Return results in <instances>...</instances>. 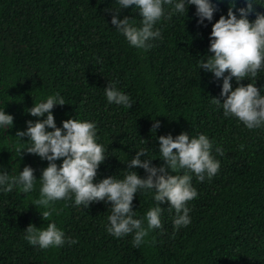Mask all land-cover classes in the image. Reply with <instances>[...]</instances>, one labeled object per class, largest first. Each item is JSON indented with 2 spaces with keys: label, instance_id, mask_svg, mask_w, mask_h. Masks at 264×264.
<instances>
[{
  "label": "trees",
  "instance_id": "obj_1",
  "mask_svg": "<svg viewBox=\"0 0 264 264\" xmlns=\"http://www.w3.org/2000/svg\"><path fill=\"white\" fill-rule=\"evenodd\" d=\"M251 2L250 22L255 13L264 14V0ZM233 3L220 0L212 21L202 23L195 5L170 19L171 6L166 5L165 18L154 25L161 35L144 50L131 46L111 24L120 9L117 0H0V109L13 116L11 128H0V173L18 176L30 166L36 179L26 194L19 187L11 192L0 188V264H264V125L249 130L237 118L226 117L222 105L212 102L223 103L222 78L198 67L207 59L203 56L211 55L212 24L227 17ZM244 7V0H235L233 11ZM124 17L141 26L135 6L120 9L118 18ZM250 82L245 78L238 84L233 78L231 84L234 90ZM252 82L264 95V68ZM108 83L130 97L132 108L107 101ZM57 93L65 100L52 110L57 127L74 118L96 124L106 159L94 183L112 176L123 179L128 170L146 178L144 169H128L127 163L146 149L141 160L162 166L160 136H208L221 166L203 182L189 173L198 193L187 205L191 222L176 229L175 210L165 202L160 205L162 228L133 247L134 233L117 238L107 231L111 202L84 208L74 198L57 200L52 217L44 221L40 213L48 209L35 201L48 161L20 153L31 142L16 132L26 131L27 121L45 119L47 114L34 117L28 109ZM156 121L160 126L152 131ZM217 147L224 150L222 156ZM153 196V190L140 189L132 201L134 218L142 219L145 228ZM50 222L64 232L65 244L47 249L30 245L27 226L46 228ZM68 239L77 243L70 245Z\"/></svg>",
  "mask_w": 264,
  "mask_h": 264
},
{
  "label": "clouds",
  "instance_id": "obj_2",
  "mask_svg": "<svg viewBox=\"0 0 264 264\" xmlns=\"http://www.w3.org/2000/svg\"><path fill=\"white\" fill-rule=\"evenodd\" d=\"M219 2L216 0V3ZM117 3L120 9L135 6L142 17L141 26H135L133 19L128 17L119 19L120 9L114 11L111 24L131 46L144 50L152 47L149 41L161 35L158 29L154 30V25L165 18L166 5L171 6L166 17L168 19L174 13L186 14L187 5H195L199 23L212 21L217 11L216 3L212 0H117ZM244 3L246 7L235 9L234 12V0L228 8L227 17L221 15L212 24L208 49L211 55L203 56L207 59L201 60L198 67L223 80L220 92L223 103L217 98H212V102L222 105L226 117L237 118L251 130L264 125V95L252 82L256 81L258 72L264 68V14L255 13V20L250 22L248 16L253 13L254 4L251 0H244ZM233 78L238 84L245 78L251 82L233 90ZM104 92L109 103L132 108L130 97L117 90L114 83H108ZM64 104L65 100L59 93L49 95L45 102L28 109L31 116L39 118L47 114L46 118L27 121L26 131L16 132V137L26 136L27 141L31 142L26 149L19 150L20 153L25 151L48 161L39 179L40 198L35 201V205L48 209L40 213L44 221L52 217V204L57 200L74 198L75 205H83L84 208L93 202H111L112 211L108 216L110 227L107 231L117 238L134 233L133 247H139L151 230L162 228L163 208L160 205L165 202L170 205V210H175L173 225L176 229L191 222L187 205L198 193L189 173H194L197 180L203 182L206 177L211 179L215 176L221 166L212 154L213 144L208 136L200 134L193 138L184 132L175 138L170 134L160 136L159 153L164 161L162 166H152V159L141 160V156L147 155L146 149L137 151L127 163L128 169H144L146 178L128 170L123 179H114L112 176L94 183L97 170L106 159L105 147L97 142V127L93 122L74 118L63 121L62 128L56 126L52 110L55 105ZM12 125L13 116L0 109V128L4 130L5 126L11 128ZM159 126L158 121L154 122L152 131ZM215 151L221 156L224 154L220 147ZM57 160H62L59 166L55 163ZM169 170L175 174H169ZM181 170H184L182 175L178 174ZM34 181V170L30 166H25L18 176L0 173V188L4 192L19 187L21 193H29L34 188ZM140 189L154 191L155 204L146 213V228L142 219L134 218L135 211L132 210V201ZM25 232L27 242L41 249L63 246L66 241L64 232L54 222L48 223L46 228L29 224ZM67 242L70 245L77 243L73 239Z\"/></svg>",
  "mask_w": 264,
  "mask_h": 264
}]
</instances>
